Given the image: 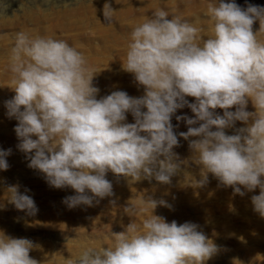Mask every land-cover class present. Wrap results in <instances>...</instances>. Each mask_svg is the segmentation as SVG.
<instances>
[{"label":"clouds","instance_id":"1","mask_svg":"<svg viewBox=\"0 0 264 264\" xmlns=\"http://www.w3.org/2000/svg\"><path fill=\"white\" fill-rule=\"evenodd\" d=\"M81 2L75 0L77 6ZM114 12L104 5L108 24ZM207 15L212 23L207 39L201 28L179 15L168 19L163 9L132 29L122 69L143 86L141 97L117 90L97 99L96 73L82 52L52 36L15 34L10 55L15 96L5 101L7 116L18 121L17 147L28 167L43 173L50 186L75 191L63 201L69 209L113 196L109 171L129 182L170 184L186 163L173 151L179 140L171 120L187 105L195 118L176 120L188 125L179 137L189 141L191 160L201 168L196 186L206 185L210 173L242 197L258 188L251 203L264 218V7L214 0ZM256 21L260 28L254 32ZM249 100L254 112L246 110ZM217 108L222 116L214 115ZM128 113L134 123L126 122ZM237 121L245 127L226 134ZM10 154L11 149L0 150V170L9 169ZM27 191L8 186L3 200L35 216L38 207ZM142 203L152 213L141 226L130 223L113 233L111 247L85 249L69 264H204L217 254L218 246L199 225L168 223L153 214L158 205L171 208L165 200L149 197ZM124 212L133 217L136 208L130 204ZM35 247L29 239L0 232V264H39L30 257Z\"/></svg>","mask_w":264,"mask_h":264},{"label":"rangeland","instance_id":"2","mask_svg":"<svg viewBox=\"0 0 264 264\" xmlns=\"http://www.w3.org/2000/svg\"><path fill=\"white\" fill-rule=\"evenodd\" d=\"M82 1L90 4L93 0ZM213 2L214 0H149L150 5L146 3L145 6H149L145 11L136 8L130 17L119 21L118 24L134 22V25L136 20L141 24L155 10L163 9L169 13L168 19L179 15L201 28L200 35L207 39L211 35L212 27L207 7ZM34 3L40 4L39 10L43 13L61 8L65 3L72 7L76 5L75 0H0V13H3V16H0V22H3L0 26V150L11 149V154L6 157L9 169L0 170V203L5 205L0 208V232L13 238L29 239L37 245L38 247L30 251V257L36 259L39 264H69V261L77 259L85 249L111 247L114 243L113 233L123 232L130 223L141 226L143 220L152 213L151 207L142 203L143 198L151 197L157 201L163 199L171 205V208L158 205L153 210L154 215L165 218L168 223L173 220L178 224L195 223L199 225L198 230L218 246L217 254L204 264H264V218L254 212L251 203V196L258 195L259 189L245 192L242 197L234 194L232 187L220 185L210 173L206 185L196 186L195 181L201 178V168L191 160L189 141L179 137L180 132L188 130V125L184 120H176V116L195 118L187 105L177 109L171 120L179 140V146L174 147L173 151L186 163H183L180 171L171 178L170 184H161L155 179L129 182L123 176H116L109 171L106 179L113 185V196L100 199L99 203L94 201L91 207L80 205L69 209L63 201L66 197L75 195V191L70 187L57 189L50 186L43 173L28 167L26 154L17 147L20 140L14 128L18 121L9 118L5 108V101L15 96L12 89L13 74L9 66L10 55L15 43V34L22 30L20 26H11L7 22L31 13L28 8H32ZM235 3L242 8L249 4L264 7V0H235ZM152 5H155V8ZM97 25L92 27L88 24L87 30L85 29L87 37L77 39L78 42L74 41L79 45L73 41L68 42L78 51L81 50L96 73L92 84L99 89L97 99L117 90L125 91L131 97H141L144 94L143 86L135 82L133 74L122 69L131 39V29H115L114 32L116 31L119 37L109 40L104 37L107 32L103 30L104 25ZM33 27L28 25L24 28L27 30ZM98 27L102 28V34ZM259 28V21H256L253 31H258ZM122 31L125 36L121 35ZM30 34L35 35L34 32ZM100 34L106 43L100 38ZM260 38L264 39V33H261ZM186 100L189 103L195 102L193 97H186ZM246 110L255 111L251 100L248 101ZM214 115L222 116L223 110L215 109ZM126 122H135L131 113L127 114ZM241 127L245 125L237 121L233 128H227L225 132L232 135ZM11 185H18L21 193H25V189L28 190L26 194L34 199L38 207L35 216H27L24 211L16 210L13 205L3 200L5 189ZM242 191H245L243 187ZM130 204L136 208L133 217L124 212Z\"/></svg>","mask_w":264,"mask_h":264},{"label":"bare ground","instance_id":"3","mask_svg":"<svg viewBox=\"0 0 264 264\" xmlns=\"http://www.w3.org/2000/svg\"><path fill=\"white\" fill-rule=\"evenodd\" d=\"M106 3L109 4L111 8L115 11L113 13V21L111 23L112 25L108 24V22L105 20L103 15V9ZM146 3L148 4L149 0H93L90 4L82 1L78 6L75 5L73 7L72 6L64 7L62 5L61 8L51 9L50 11H48V13L41 12L39 10L40 8H37V6L40 7V4L34 3L32 5V8H28V10H30L29 12L31 13L27 14L26 16H23L22 18L14 19L11 22H7V23H10L11 26L14 25L20 26L22 30L19 29V31L21 30L30 33L34 32L35 35H48L56 39H63L67 42H71V41L76 42L77 39L79 38L81 39L84 36L87 37L88 33L86 31V35H85V29L88 28V24L92 27H94L95 24H98L100 27L104 25L103 30H105V32L107 31L104 37L105 39L110 40V39H114V37H119V35L117 36V34L115 33L116 31L114 32L115 29L119 30L121 28H129L132 30L135 26L139 25V23L136 22L137 20L135 21L134 25H132L134 22L132 24H118V22L130 17L134 13V11H136V8H138L139 10L141 9V11H145L150 5L149 3L148 6H145ZM152 6H154L155 8V5ZM138 21L141 22V20ZM1 25H3V22H0V26ZM28 25H32L34 27L25 30L24 27ZM100 27H98L99 28L98 30L101 33L103 31L101 30L102 28L100 29ZM131 30H129L130 33ZM124 31L121 32V35ZM101 34H100V38L102 37ZM103 41L105 42V40ZM75 42L74 44H76ZM77 44L79 45V43Z\"/></svg>","mask_w":264,"mask_h":264}]
</instances>
